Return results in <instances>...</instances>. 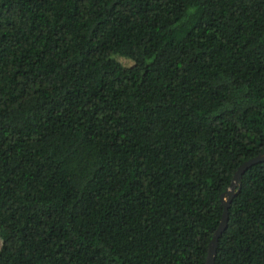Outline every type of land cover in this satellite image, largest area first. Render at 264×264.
I'll return each instance as SVG.
<instances>
[{
    "label": "trees",
    "instance_id": "16d2710c",
    "mask_svg": "<svg viewBox=\"0 0 264 264\" xmlns=\"http://www.w3.org/2000/svg\"><path fill=\"white\" fill-rule=\"evenodd\" d=\"M264 152V0H0V264H206ZM214 264H264V162Z\"/></svg>",
    "mask_w": 264,
    "mask_h": 264
},
{
    "label": "water",
    "instance_id": "95a60500",
    "mask_svg": "<svg viewBox=\"0 0 264 264\" xmlns=\"http://www.w3.org/2000/svg\"><path fill=\"white\" fill-rule=\"evenodd\" d=\"M260 162H264V152L242 163L234 174V179L231 186L222 194L224 211L220 225L218 229L215 231L212 240L210 242L206 264L215 263L218 241L220 236L223 234V232L226 230L228 226L229 207L237 191L240 189L242 176L251 166Z\"/></svg>",
    "mask_w": 264,
    "mask_h": 264
},
{
    "label": "rangeland",
    "instance_id": "374dc122",
    "mask_svg": "<svg viewBox=\"0 0 264 264\" xmlns=\"http://www.w3.org/2000/svg\"><path fill=\"white\" fill-rule=\"evenodd\" d=\"M1 245H2V240H1V238H0V248H1Z\"/></svg>",
    "mask_w": 264,
    "mask_h": 264
}]
</instances>
